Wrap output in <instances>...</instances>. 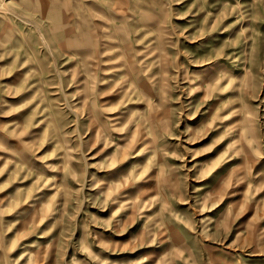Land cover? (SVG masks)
Instances as JSON below:
<instances>
[{
  "label": "rangeland",
  "instance_id": "rangeland-1",
  "mask_svg": "<svg viewBox=\"0 0 264 264\" xmlns=\"http://www.w3.org/2000/svg\"><path fill=\"white\" fill-rule=\"evenodd\" d=\"M0 264H264V0H0Z\"/></svg>",
  "mask_w": 264,
  "mask_h": 264
}]
</instances>
